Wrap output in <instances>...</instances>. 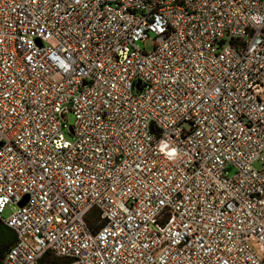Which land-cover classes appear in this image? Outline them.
Segmentation results:
<instances>
[{
    "label": "built area",
    "instance_id": "built-area-1",
    "mask_svg": "<svg viewBox=\"0 0 264 264\" xmlns=\"http://www.w3.org/2000/svg\"><path fill=\"white\" fill-rule=\"evenodd\" d=\"M0 222L2 264H264V0H0Z\"/></svg>",
    "mask_w": 264,
    "mask_h": 264
},
{
    "label": "trees",
    "instance_id": "trees-1",
    "mask_svg": "<svg viewBox=\"0 0 264 264\" xmlns=\"http://www.w3.org/2000/svg\"><path fill=\"white\" fill-rule=\"evenodd\" d=\"M93 217L97 220L98 215L95 214ZM89 224L92 225L90 221ZM16 239L15 232L0 222V264H2L5 254L15 244ZM4 249H7L6 253L2 251ZM41 264H69V261L65 258L57 257L53 253H46L41 259Z\"/></svg>",
    "mask_w": 264,
    "mask_h": 264
},
{
    "label": "rangeland",
    "instance_id": "rangeland-1",
    "mask_svg": "<svg viewBox=\"0 0 264 264\" xmlns=\"http://www.w3.org/2000/svg\"><path fill=\"white\" fill-rule=\"evenodd\" d=\"M140 47L142 49L146 50L147 52H151L154 49V42H153V40H148L146 42H142V43H140ZM66 121L69 125L74 124V117H73V114L71 112L66 113ZM254 167L258 170L262 169V165L259 163H255ZM10 213H11L10 209L6 210V212L4 213V218L8 217L10 215ZM92 222H94V217L91 218V220H90V223H92ZM0 251H1V249H0ZM2 251H4V253H6L7 249H4Z\"/></svg>",
    "mask_w": 264,
    "mask_h": 264
},
{
    "label": "water",
    "instance_id": "water-1",
    "mask_svg": "<svg viewBox=\"0 0 264 264\" xmlns=\"http://www.w3.org/2000/svg\"><path fill=\"white\" fill-rule=\"evenodd\" d=\"M62 117H64V114H62ZM71 132H72V129H71ZM26 201L27 200H25L21 205L23 206Z\"/></svg>",
    "mask_w": 264,
    "mask_h": 264
}]
</instances>
